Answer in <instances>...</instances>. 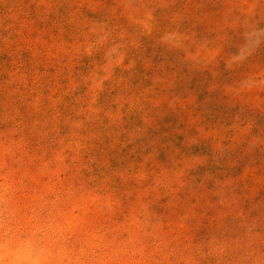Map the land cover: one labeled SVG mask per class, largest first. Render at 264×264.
<instances>
[{
    "label": "rangeland",
    "instance_id": "374dc122",
    "mask_svg": "<svg viewBox=\"0 0 264 264\" xmlns=\"http://www.w3.org/2000/svg\"><path fill=\"white\" fill-rule=\"evenodd\" d=\"M0 264H264V0H0Z\"/></svg>",
    "mask_w": 264,
    "mask_h": 264
}]
</instances>
